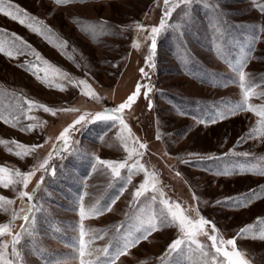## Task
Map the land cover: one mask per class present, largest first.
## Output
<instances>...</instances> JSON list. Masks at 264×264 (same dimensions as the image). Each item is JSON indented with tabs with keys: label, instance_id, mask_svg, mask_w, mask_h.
Instances as JSON below:
<instances>
[{
	"label": "rangeland",
	"instance_id": "1",
	"mask_svg": "<svg viewBox=\"0 0 264 264\" xmlns=\"http://www.w3.org/2000/svg\"><path fill=\"white\" fill-rule=\"evenodd\" d=\"M10 2L43 23L36 25L41 28L37 33L0 14V30H6L0 31V41L15 53V58H10L0 52V114L8 120L0 119V140L43 147L19 158L13 154L18 150L15 144H0V166L23 172L38 168L53 152L59 133L79 115L117 107L135 91L138 82L149 85L152 91L147 98L143 94L147 89L142 88L136 102L124 112L132 135L147 145V149H139L129 141V147L144 153L133 156L129 165L139 160L148 172L156 173L157 188L164 198L181 204L192 216V209H198L226 239L251 226L237 239V247L249 264H264V137L253 133L237 143L257 128L261 118L248 111L234 115L227 111L229 105L242 99L233 65L246 56L243 71L260 85L256 92L264 91V0H194L190 6L181 4L157 37L153 67L145 64L150 41L144 37L148 32H139L135 25L149 31L158 26L165 12L164 0ZM175 2L170 0V4ZM13 33L30 47L15 39ZM133 42L139 44L138 49L132 47ZM34 52L67 73V78L51 72L45 77L43 69L48 66L37 61ZM33 63L48 84L33 74L29 68ZM141 68L150 79L142 76ZM79 80H86L99 100L82 95ZM25 100L52 109L79 111H57L56 115L42 109L29 111ZM249 103L264 105V96H253ZM222 114L226 118H221ZM30 124L36 127L21 130ZM119 134L118 122L89 123L72 133L68 151L53 152L49 168L55 169V175L37 170L27 189L22 185H16V190L0 186V195L15 201L6 206L7 212L0 210V223H5L11 220L13 210L27 207V198L21 201L18 192L31 193L44 177L35 192L33 203L40 210L33 214L32 234L17 246L23 264H78L74 257L81 204L86 210H104L83 220L85 229L93 230L89 237H102L94 239L92 247L108 248V256L101 251L92 257H98L100 264H106L129 234H140L137 229L141 221L160 212L159 192L149 191L140 198V204L133 202L134 191L145 179L143 172L132 170L129 183L128 169L114 177L110 169L98 163V158H127ZM153 195L157 196L155 203L150 199ZM109 207L112 210L106 211ZM23 223L14 222L12 231H19ZM179 235L176 227L162 226L116 264H203L204 258L187 245L182 254L159 259ZM199 239L206 245L211 243L205 237ZM0 240L10 242L11 237Z\"/></svg>",
	"mask_w": 264,
	"mask_h": 264
},
{
	"label": "snow or ice",
	"instance_id": "2",
	"mask_svg": "<svg viewBox=\"0 0 264 264\" xmlns=\"http://www.w3.org/2000/svg\"><path fill=\"white\" fill-rule=\"evenodd\" d=\"M57 4H65L70 2V0H55ZM194 3V0H176L175 3L170 4V0H164L165 4V12L164 16L161 18L158 26H152L150 31L143 25L136 24L135 27L139 32H148V35L144 37L145 41H150L149 45V55L145 57V64L147 67H153L154 65L151 63L153 59V55L155 53L156 45H157V37L158 35L168 27L167 18L171 16L172 12L175 11L177 7H180L181 4L185 6H190ZM264 11V8L261 9ZM0 14H3L5 17L10 18L13 21H17L20 24L27 27L29 30L33 32L40 33L41 28L36 25H42V21H38L36 17L28 14L24 9L20 8V6L12 4L10 0H0ZM6 31V30H0ZM13 37L17 40H21V43L25 44L26 47H30L26 44V42L22 41V39L16 34H12ZM66 43V42H65ZM133 48H139V44L133 42ZM0 52L9 56L10 58H15V53L11 50H8L3 41H0ZM36 57L37 61L42 62L44 65L48 67L43 69L45 72V77H47L48 73L51 72L53 74H58L62 77L67 78V73L63 72L58 67L52 66L48 61L43 60L40 57L38 52L33 53ZM248 57L246 56L243 61H241L237 65H233V69L238 73L239 79V88L242 92V99L228 106L229 114H237L241 111H248L258 115L261 119L257 122V128H254L247 137H242L237 143L242 142L248 137L253 136V133H258L260 137H264V105L257 106L249 103V100L253 96H264V91L256 92V89L260 87L259 84H256L254 81L249 79V74L243 71L244 67L247 64ZM31 70H33V74L36 75L37 79L42 83L48 84V80L46 78H41L39 75V70L36 63H33L29 66ZM142 76L150 79L148 73L144 68L140 69ZM78 84L82 86L81 94L89 97L93 100H99V96L92 89L91 85L87 83L86 80H79ZM49 86H51L49 84ZM145 88L143 94L145 98H147L148 93L152 91L149 85H144L141 83H137L135 91L127 97V99L114 108H105L102 111L96 113H83L79 115L71 124L65 127L58 135L57 144L53 146V152L59 154L61 151H68L71 148L70 140L73 132H78L81 128L85 127L89 123L95 122H111L112 124L119 123L120 125V134L118 139L123 143L125 151L128 152V156L125 160H100L98 158V163L106 166L111 170V174L114 177L121 176L122 169L129 170L128 182H131V173L132 170H137L143 172L145 175V179L133 193V202L136 204H140V198L144 197L146 193L149 191L156 193L159 192V203L162 206L160 212L158 214H153L148 217L146 220L141 221L140 227L137 229V232L140 234L137 236H133L129 234L126 238V242L123 244L119 250H117L111 258L106 262V264H116V261L123 255H126L132 247H135L140 240H147L149 236L155 232L159 231L162 226H174L178 229L180 235L178 238L171 241L168 245L165 253L159 259L164 261L167 257L176 254H182L185 249L183 246L187 245L188 248L194 252L199 253L202 258H204L203 264H249V261L245 259V253L238 249L237 247V239L244 236L245 233L248 232L251 226H246L241 228L236 237L233 238H225L216 228L214 224L211 223L208 219L200 215L198 209H192L195 212V216L188 214V212L181 206V204L177 202H171L170 200L164 198L163 191L157 188L158 179L156 177V173L148 172L143 164L136 160L134 163L129 165L128 161L133 158V156L141 157L143 156V152L139 151L135 147H129V141H132L134 144L139 145V149H147V145L140 142L138 138H135L132 133L129 125L125 122L124 112L126 109H130L131 106L136 102L138 96L141 95V89ZM59 90H65L63 87H60ZM25 103L28 105V110L32 109H42L44 112L50 113L52 115H56L57 111H70L76 112L79 111L75 108H66V109H52L43 104H38L33 101L25 100ZM151 107V103L149 104ZM30 119H34L33 117H29ZM221 118H226L225 115L222 114ZM0 119H4L5 123L8 122L7 118L0 114ZM80 127H77V126ZM12 127H16V124L13 123ZM36 125L30 124L26 128H22V131H31L35 128ZM127 132L128 135L125 136L124 133ZM159 139V137H157ZM12 143L16 145V150L13 154L19 158H23L30 154L35 153L38 148L43 147L42 144L35 145H23L17 141H5L0 140V144ZM73 144L75 141L72 142ZM9 152H12V149H7ZM75 151V149H72ZM53 152L48 154V157L43 160L42 163L39 164L38 168H33L31 171L23 172L19 169L10 170L5 166H0V186L4 189L13 188L15 189L16 185H22L23 189H27L30 181L35 176L37 170H43L44 172L51 171L52 175H55V169L49 168V162L53 158ZM244 155H248L245 153ZM264 175V172H261ZM179 175V173H177ZM44 177L41 176L40 181L37 183L36 188L30 193L26 190H20L18 192V196L21 201L27 198L28 204L27 207H21L19 210H13L11 214V220L9 222L0 223V238L5 236H10L11 240L3 241L0 240V264H23V260L21 257V252L18 249V245L21 243V239L25 236H30L32 234V224L34 223L33 214L36 211H39L36 205L33 203L35 200V192L39 190L40 184L43 183ZM153 203L156 202L157 196L153 195L150 197ZM193 199H196L193 196ZM15 201L11 198L4 197L0 195V210L5 212L8 211L6 206H10L14 204ZM111 207L107 208L106 211H111ZM104 210L98 208H90L88 210L85 209L83 204H81L79 208V216L81 223L79 224L78 229V239L76 245V256L75 260H78V264H100L99 258L97 257L95 260L92 259L94 255L98 252H103L105 256H108V248L104 249H94L92 244L94 243V239L102 237H89V233L93 230H86L83 224V220L90 218L97 213L103 214ZM17 220H23V224L20 225V230L17 232L12 231V225ZM158 221V222H157ZM119 232V229H117ZM86 237H89L86 239ZM200 237H205L207 241H210V245H206L202 243L199 239ZM264 239V236L261 237ZM9 246H11V252L9 253ZM194 246V247H193ZM210 248L214 250V252H210L206 250ZM56 264H68L67 261H56Z\"/></svg>",
	"mask_w": 264,
	"mask_h": 264
}]
</instances>
